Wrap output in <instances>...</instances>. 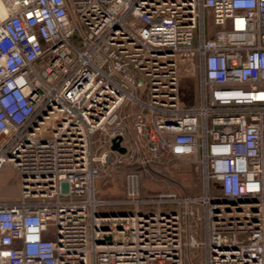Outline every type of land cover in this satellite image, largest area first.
Segmentation results:
<instances>
[{
  "label": "built area",
  "instance_id": "2783aa9c",
  "mask_svg": "<svg viewBox=\"0 0 264 264\" xmlns=\"http://www.w3.org/2000/svg\"><path fill=\"white\" fill-rule=\"evenodd\" d=\"M0 6V264H264V0ZM182 162L198 196L141 195ZM117 168L125 199L97 198Z\"/></svg>",
  "mask_w": 264,
  "mask_h": 264
},
{
  "label": "rangeland",
  "instance_id": "374dc122",
  "mask_svg": "<svg viewBox=\"0 0 264 264\" xmlns=\"http://www.w3.org/2000/svg\"><path fill=\"white\" fill-rule=\"evenodd\" d=\"M183 87L195 92V83H183ZM141 176L140 192L142 196H155L169 189L181 195L198 196L201 190V178L193 165L188 163H169L150 169H136ZM126 168H117L108 176L97 181V198L110 202H121L124 196V177ZM19 175L10 167H5L0 173V200H11L19 197L17 185ZM120 208V207H117ZM115 208V210H118ZM203 250H193L192 258L195 264H202ZM185 264H190L188 258Z\"/></svg>",
  "mask_w": 264,
  "mask_h": 264
},
{
  "label": "water",
  "instance_id": "95a60500",
  "mask_svg": "<svg viewBox=\"0 0 264 264\" xmlns=\"http://www.w3.org/2000/svg\"><path fill=\"white\" fill-rule=\"evenodd\" d=\"M120 140H113V146H112V150L114 151H119L120 153H124L125 150L123 148H120Z\"/></svg>",
  "mask_w": 264,
  "mask_h": 264
},
{
  "label": "bare ground",
  "instance_id": "6f19581e",
  "mask_svg": "<svg viewBox=\"0 0 264 264\" xmlns=\"http://www.w3.org/2000/svg\"><path fill=\"white\" fill-rule=\"evenodd\" d=\"M4 16V10L3 8L0 6V17L3 18Z\"/></svg>",
  "mask_w": 264,
  "mask_h": 264
}]
</instances>
